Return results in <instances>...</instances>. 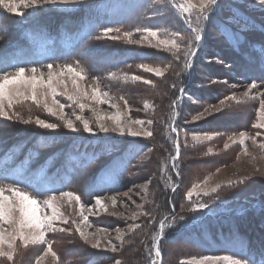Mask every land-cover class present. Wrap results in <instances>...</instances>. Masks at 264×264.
<instances>
[{
	"label": "rangeland",
	"instance_id": "obj_1",
	"mask_svg": "<svg viewBox=\"0 0 264 264\" xmlns=\"http://www.w3.org/2000/svg\"><path fill=\"white\" fill-rule=\"evenodd\" d=\"M204 2L82 0L79 4L43 5L34 15L33 9H22V16L0 8L7 19L8 32H11L9 36L0 37V57H4V52H10L6 46L15 47L32 19L47 13L76 14L81 6L88 9L94 6L102 13L94 23V26L98 25L96 33L74 42L76 50L69 62L83 69L87 79L79 80L77 76L65 73L60 77L64 85L57 89L74 94L72 81L76 79L80 87L87 90L88 98L82 101L86 106L83 110L64 96L56 97L67 105L65 119L73 120L79 130L72 132L64 127V120L60 119L58 107L52 104L48 89L43 91L48 93L47 102L56 115L47 112L43 103L39 106L31 100L15 103L10 112L18 115L11 120L0 118V176H7L9 180L23 179L32 184L43 193L42 197H37L43 202L48 198L50 191L46 190L50 188L38 183L36 173L24 175L27 168L23 163L30 151L27 156L25 151L19 156L13 152L14 147L27 138L46 140L49 137L45 135H50L61 142L30 143L40 156L43 155L40 164L49 160V155L59 160L53 150L66 147L77 138L91 142V148L85 145L77 148L89 160L100 158L99 162L103 156L108 160L120 152L125 143L143 145L121 181H115L112 172L100 171L102 164L96 161L97 167L85 175L82 156L76 155L81 157L83 168L77 170L70 185L79 186L82 196L89 192L103 197L105 208L94 207L95 199L85 204L81 197L82 208L75 200L69 201L67 197L60 198L59 192H51L58 197L55 207L62 213V219L68 221L57 220L55 229L46 234L56 255L44 254L47 245L30 243L25 246L17 240L13 260L0 257V264H115L117 260L120 264H181V261L200 264L208 255H231L245 260L251 256L259 264V256L264 253V148L259 147L264 144V129L253 125L260 122L258 109L262 97L258 93L264 92L259 70L264 67V5L259 0H219V6H210L214 11H210L209 20L197 21L199 5ZM187 4L195 8L191 12L184 11L181 5ZM107 27L114 31L105 35ZM146 28L156 31L158 37L137 43L145 35L143 30ZM193 28L202 30L203 39L198 43L193 39L196 35ZM125 33L132 34L133 42H129ZM157 39L175 40L179 50L171 45L157 46ZM66 47L65 43L54 48L46 43L37 44L30 51L15 56V60L31 63L49 57H67ZM189 49L192 54L186 56ZM85 54L91 56L89 65L93 67L89 70L79 65ZM8 57L11 56L4 58ZM185 60L189 67L184 66ZM122 62L123 65L118 66ZM65 63L68 62L55 65ZM105 64L109 69L101 73L100 65ZM141 65L158 69L159 73ZM247 66L252 71L245 70ZM7 70L14 71L12 68ZM42 70L47 73L46 68ZM93 77L99 78L100 92L109 93L114 107L91 99L96 83ZM253 80L257 81L258 88L245 97L243 93L248 91ZM232 95L235 99L225 100ZM221 100H225L221 111L193 119L205 108L219 105ZM76 115L86 118L96 134L84 132ZM107 116L122 117L125 128L139 135L132 136L127 131L121 134L119 130L101 132L97 117ZM37 118L59 127L55 130L37 127ZM25 120L31 122L24 123ZM136 120L145 123H133ZM149 120L151 124L147 123ZM99 123L111 127L113 121L101 120ZM147 131H151L152 136H145ZM241 131L248 137L243 144ZM257 132L259 136H256ZM254 136L255 144L251 139ZM11 157L16 158L11 160ZM68 158L69 155L63 158L61 171L67 169ZM121 170L118 166L115 169L116 172ZM97 182H105V188L120 187L110 193L97 187L94 184ZM214 188L217 189L215 192L212 191ZM69 191L80 195L77 189L65 192ZM189 191L193 192L191 199L187 197ZM112 197H115V206ZM201 203H206L208 208L198 210L196 206ZM83 216L88 219L85 221ZM16 217L19 218V213ZM252 218H255L254 222ZM61 228L65 231H60ZM77 229L83 231L84 237ZM205 232L210 234L203 235ZM121 233L123 235L118 239ZM235 233L239 238L231 235ZM157 239L161 252L158 257L154 247ZM97 241L99 248H93L92 244ZM108 241L117 246V251L107 247ZM3 250L9 251L7 240Z\"/></svg>",
	"mask_w": 264,
	"mask_h": 264
},
{
	"label": "snow or ice",
	"instance_id": "obj_2",
	"mask_svg": "<svg viewBox=\"0 0 264 264\" xmlns=\"http://www.w3.org/2000/svg\"><path fill=\"white\" fill-rule=\"evenodd\" d=\"M82 0H0V8L6 9L10 13H14L16 15H24L22 9H33V15L35 14V10L43 5H68V4H79ZM261 5H264V0H259ZM216 5L219 6V0H205L204 3L199 5L197 21L203 19L207 21L210 19V11H214V9L210 8V6ZM181 8L184 11L191 12L195 6L192 4L181 5ZM114 31L113 28L107 27L104 29V34L107 35ZM139 31V30H138ZM145 35L141 36L140 41H136L137 43H141L144 40L156 39L158 37V33L153 31L150 28H146L143 30ZM193 32L196 35L193 39L198 43L203 39L202 30L198 28H193ZM179 35V34H177ZM125 36L128 37L129 42H133L131 40V33H125ZM114 39L118 37H113ZM183 39V37H181ZM171 45L172 47L177 48L179 50V45L175 40H167V39H157V46L159 45ZM15 51H19L16 49ZM15 51L11 55V57L4 58L0 57V118L11 120L13 116H17L18 114L15 112H10L11 109L14 108L15 103H19L26 100H31L33 103L38 106L43 103L44 108L47 112L52 115H56L57 113L54 111L53 107L49 106L47 102L48 93L44 92L43 89H48L51 97L52 104L58 107L59 112L61 113L60 119L64 120V127L72 132H77L79 129L76 123L71 119H65L64 109L67 105L61 103L56 99L57 96H64L66 99L73 103L77 104L78 107L83 110L86 106L82 102L83 99L88 98V92L86 89H82L77 82L76 79H73V87L75 88L74 94H69L67 90L64 92H59L57 89L60 85H64V81L60 79L65 73L72 74L73 76H77L79 80L87 79V76L84 74L83 69L79 67H74L70 63H65L63 65H55L53 63H47L43 65L44 68L47 69V73H45L42 69L37 67H29L26 64L21 63H13L15 60ZM191 49L186 54L191 55ZM179 59V57H177ZM7 64V67L5 65ZM185 67H189L187 60H185ZM141 67L146 68L148 71H157L158 69L147 68L145 65H141ZM7 68H13L14 71H8ZM56 69H60L59 72ZM114 75V74H113ZM46 76V78H45ZM96 83L92 87V95L91 99L98 103L104 104L107 103L109 107H114L111 104V99L109 98V93L107 91L100 92V86L98 83L99 78H92ZM133 79H140V77H133ZM146 83H150V81H145ZM215 83V81H213ZM226 83V82H225ZM258 83L253 80L252 83L248 86V91L244 92L243 95L245 97L249 96V93L252 89H257ZM38 89L40 91H38ZM66 89V85H65ZM261 99V103L259 105V118L260 122L254 124L253 127L264 129V92L258 93ZM107 98V99H106ZM123 99V97H121ZM235 99V96L226 97L225 100ZM225 100H221L219 105L211 106L205 108L203 113L196 115L193 117L194 120L201 119L205 114L212 115L214 112H219L222 110V107L225 104ZM127 106V101H125ZM147 107V105H145ZM76 121H80L83 125V131L89 133L90 135H95L96 132L93 127L90 126L89 121L86 118H83L80 115H76ZM101 120H111L113 121L112 126L110 127L106 123H99ZM98 127L101 132L108 133L109 131L116 132L120 131L121 134H124L125 131L128 132L129 135L137 136L139 133L131 131L130 128L126 129L124 120L122 117L116 116H107V117H97ZM30 120H25L24 123H30ZM136 124H143L144 121L136 120L133 121ZM148 124H151L152 121H147ZM37 127L55 130L59 127L56 123L46 122L42 119H36ZM176 131V129H173ZM145 136H152L151 131H147L144 133ZM239 135L244 138L241 140V144L244 143V140L248 139L246 137L245 132L241 131ZM260 133L257 132L256 136H259ZM231 138V137H230ZM252 142L256 143V137H251ZM177 153H179V143L176 145ZM228 147L227 144L224 146ZM259 147L264 148V144H259ZM175 159V158H174ZM7 181V182H5ZM23 187L19 186L22 185ZM219 187V185L217 186ZM217 189H212L215 192ZM43 193L38 188H33L28 184H24L23 181L20 180H9L7 177L0 176V257H6L9 261H12L14 258L15 250H16V241L19 240L21 244L27 246L28 244H44L47 245V251L44 253L47 255L49 252L52 253L53 256L56 255L55 252L52 251V246L48 244L46 239V234L49 230L55 229V224L57 220H61L63 223H67V220L62 219V213L58 211L55 207V201L57 200V195L51 194V191L48 193V198L44 199L41 202L37 197H41ZM193 195L192 191L187 193V197L191 199ZM204 195H208V192H204ZM59 197L64 198L67 197L69 201L75 200L77 204H80L83 208V204L81 203V196L79 194L73 192H65L63 190L59 191ZM113 206H115L116 200L115 197H112ZM103 197L96 196L95 197V205L96 208H105L103 204ZM198 210H203L208 208L206 203H201L196 206ZM89 212L92 211L91 208L88 209ZM16 213H19V218L16 217ZM83 219L86 221L88 219L87 216H83ZM7 225L8 227H5ZM60 231H65V229L61 228ZM80 231V235L84 237V233L82 230ZM119 231V230H118ZM7 233V237L5 236ZM123 234L118 235V239L121 238ZM87 239V237H85ZM7 240V248L9 251H4L3 246L5 241ZM99 241L92 244L93 248H99ZM107 247H110L113 252L117 251V246L113 244L111 241H108ZM155 255L158 257L161 255L159 249V240L155 244ZM219 261H224L225 264H257L255 257H247V259H236L231 255H208L203 257V260L200 264H205V262H212V264H218ZM115 264H120L117 260ZM181 264H184V261H181ZM259 264H264V253H261L259 256Z\"/></svg>",
	"mask_w": 264,
	"mask_h": 264
},
{
	"label": "trees",
	"instance_id": "obj_3",
	"mask_svg": "<svg viewBox=\"0 0 264 264\" xmlns=\"http://www.w3.org/2000/svg\"><path fill=\"white\" fill-rule=\"evenodd\" d=\"M89 11H92L93 13H94V15H93V19H96L97 17H98V15L97 14H99L97 11H96V9H94V8H91ZM88 11V12H89ZM83 12H84V7H80L79 9H78V11H77V13H76V15L75 16H77V15H83ZM45 16H47V15H52V16H58V15H61V14H57V13H47V14H44ZM11 32H7L6 34H0V37L2 36H6V35H8L9 36V34H10ZM11 36V35H10ZM89 57H91L89 54H87ZM101 57H102V55L101 54H99ZM255 56V55H254ZM81 65H83V67H85L86 65H85V63H80ZM93 67V66H92ZM245 70H251L252 71V69H251V67H245ZM5 135H6V133H4ZM45 136H48V137H51V138H53V140L55 141V142H60L59 140H57V138L56 137H52V136H50V135H45ZM78 139H80V138H77V139H73V140H78ZM54 142V143H55ZM61 143V142H60ZM136 144V146H138V147H140V148H143V145L142 144H139V143H135ZM63 148V147H62ZM127 172V171H126ZM96 185H98L99 184V182H97V183H95ZM80 196L82 197V195L80 194ZM82 199H83V197H82ZM248 220H249V218H248ZM252 221L254 222L255 221V218L253 219L252 218ZM195 245V244H194Z\"/></svg>",
	"mask_w": 264,
	"mask_h": 264
},
{
	"label": "bare ground",
	"instance_id": "obj_4",
	"mask_svg": "<svg viewBox=\"0 0 264 264\" xmlns=\"http://www.w3.org/2000/svg\"><path fill=\"white\" fill-rule=\"evenodd\" d=\"M9 49H7V51H8Z\"/></svg>",
	"mask_w": 264,
	"mask_h": 264
}]
</instances>
